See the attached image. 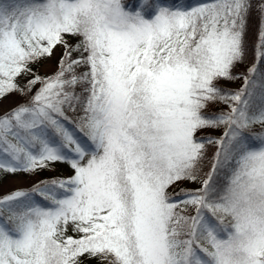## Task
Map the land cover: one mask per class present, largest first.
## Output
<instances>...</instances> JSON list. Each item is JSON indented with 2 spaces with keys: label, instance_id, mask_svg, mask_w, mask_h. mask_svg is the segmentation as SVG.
Wrapping results in <instances>:
<instances>
[{
  "label": "snow or ice",
  "instance_id": "1",
  "mask_svg": "<svg viewBox=\"0 0 264 264\" xmlns=\"http://www.w3.org/2000/svg\"><path fill=\"white\" fill-rule=\"evenodd\" d=\"M251 8L0 0V173L72 170L0 194V264H264V0L234 71Z\"/></svg>",
  "mask_w": 264,
  "mask_h": 264
},
{
  "label": "rangeland",
  "instance_id": "2",
  "mask_svg": "<svg viewBox=\"0 0 264 264\" xmlns=\"http://www.w3.org/2000/svg\"><path fill=\"white\" fill-rule=\"evenodd\" d=\"M196 1H193V4ZM62 49L57 48L55 51V55L52 57L51 61H42L39 64H35V70L38 71L40 74H48L55 70L56 67V60L61 55ZM248 65H244V70ZM232 86L238 87L239 81H235ZM21 101V96L19 95H11L7 97L3 101V107L8 108L16 103ZM212 135H220L222 133L221 130H210ZM72 170L70 167L61 162H57L51 165L49 168L43 169L37 172L34 175H25V174H3L0 173V194L6 193L15 188H26L31 186L33 183H36L40 180H47V179H56V178H65L71 175ZM186 187H194V185L187 183L183 185ZM71 234V232H69ZM83 264H99L98 260H92L88 257L83 258Z\"/></svg>",
  "mask_w": 264,
  "mask_h": 264
},
{
  "label": "trees",
  "instance_id": "3",
  "mask_svg": "<svg viewBox=\"0 0 264 264\" xmlns=\"http://www.w3.org/2000/svg\"><path fill=\"white\" fill-rule=\"evenodd\" d=\"M193 1H196V0H181V2L185 3V4H193ZM127 2H128L129 7H133V8L137 4V0H127ZM251 2H252V8L248 14L247 26H246L245 37H244L247 55H246L245 62L242 64H239L236 67V69H234V71H236V72L244 71L243 66L248 65L255 58L256 45L258 43V33H259V28H260V15H259V11H258L259 0H251ZM32 67L35 70V68H36L35 64ZM42 75H44V74H42ZM234 82L235 81H231V82L221 81L220 84L224 88L234 89V88H236V87L232 86V84ZM23 99L24 98L21 97V101ZM224 107H226V106L222 105V104L210 105L209 111L219 110V109H222ZM210 130H221L222 131V129H205V130L198 132V135H200V136H208V135L216 136V135H212L210 133ZM210 151H211V149H210ZM47 180H51V179H47Z\"/></svg>",
  "mask_w": 264,
  "mask_h": 264
}]
</instances>
